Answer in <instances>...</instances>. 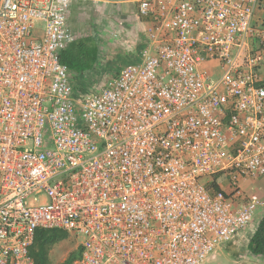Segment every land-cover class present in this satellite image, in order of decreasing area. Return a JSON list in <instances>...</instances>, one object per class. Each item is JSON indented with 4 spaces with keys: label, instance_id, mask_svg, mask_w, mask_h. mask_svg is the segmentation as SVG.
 Wrapping results in <instances>:
<instances>
[{
    "label": "built area",
    "instance_id": "1",
    "mask_svg": "<svg viewBox=\"0 0 264 264\" xmlns=\"http://www.w3.org/2000/svg\"><path fill=\"white\" fill-rule=\"evenodd\" d=\"M133 1L139 58L78 95L71 0H0V264H34L38 229L75 237L69 264H202L261 206L259 0Z\"/></svg>",
    "mask_w": 264,
    "mask_h": 264
},
{
    "label": "rangeland",
    "instance_id": "2",
    "mask_svg": "<svg viewBox=\"0 0 264 264\" xmlns=\"http://www.w3.org/2000/svg\"><path fill=\"white\" fill-rule=\"evenodd\" d=\"M259 7H264V0L258 1ZM68 23L75 37L92 35L99 46V59L94 70L75 79L81 85L90 82L84 94L99 92L107 80L140 56L146 24L133 0L121 4H112L107 0H71ZM75 93L80 95V90H75ZM242 186L246 192L258 196L261 206L250 225L238 236L236 244L217 248L202 264H264V258L251 256L246 251V243L264 214V177L243 183ZM77 245L73 236L54 245L49 264H64Z\"/></svg>",
    "mask_w": 264,
    "mask_h": 264
},
{
    "label": "trees",
    "instance_id": "3",
    "mask_svg": "<svg viewBox=\"0 0 264 264\" xmlns=\"http://www.w3.org/2000/svg\"><path fill=\"white\" fill-rule=\"evenodd\" d=\"M99 59V46L96 38L92 35L76 37L72 42L59 52V60L64 65L70 76L73 90H80V95L87 91V86L79 84L75 79L85 73H91ZM118 74V73H117ZM213 187H217L212 184ZM68 232L57 229H38L35 232L33 243L29 249V255L34 264H49L51 248L65 241ZM238 236L234 237L225 245L230 247L236 244ZM80 247L72 252L64 264H69L79 255ZM246 251L254 257L264 258V214L259 218L247 243Z\"/></svg>",
    "mask_w": 264,
    "mask_h": 264
},
{
    "label": "crops",
    "instance_id": "4",
    "mask_svg": "<svg viewBox=\"0 0 264 264\" xmlns=\"http://www.w3.org/2000/svg\"><path fill=\"white\" fill-rule=\"evenodd\" d=\"M127 0H107V2L112 4H121L123 2H126ZM255 23H264V7H259L256 9L255 12Z\"/></svg>",
    "mask_w": 264,
    "mask_h": 264
}]
</instances>
